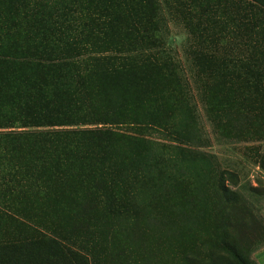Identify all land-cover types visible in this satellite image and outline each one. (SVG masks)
<instances>
[{
  "label": "rangeland",
  "instance_id": "obj_1",
  "mask_svg": "<svg viewBox=\"0 0 264 264\" xmlns=\"http://www.w3.org/2000/svg\"><path fill=\"white\" fill-rule=\"evenodd\" d=\"M144 1L154 13L156 36L170 64L147 88H110L107 95H92L88 106L107 123L125 114V105L137 118L149 110L148 116L158 119L182 99L189 109L184 157L171 158L169 143L160 135L80 127L95 131L83 136L87 157L49 186L58 195L64 192L70 210L59 204L26 205L13 211V219L0 204V242L16 244L13 258L34 257L39 264L43 253L59 264L65 261L34 230L79 239L81 264H111L102 256L105 246L115 248L109 251L115 264H264V8L248 0ZM121 3L0 0V120L10 116L14 103L23 104L13 91L18 80L13 64L18 62L7 57L14 45L29 48L28 40L41 38L47 47L61 31L79 35L93 25L106 33L101 22L119 15ZM191 3L197 12L190 15ZM110 4L120 8L102 13L98 24L88 22ZM246 80L256 89L251 108L243 100ZM61 105L67 110L69 102ZM226 111L234 115L233 122L217 118ZM22 130L34 129L1 132ZM11 147L0 144V150ZM62 170L55 165L47 174L39 168L36 191L46 189L47 176L57 177ZM135 172L145 175L139 204L127 195Z\"/></svg>",
  "mask_w": 264,
  "mask_h": 264
},
{
  "label": "trees",
  "instance_id": "obj_2",
  "mask_svg": "<svg viewBox=\"0 0 264 264\" xmlns=\"http://www.w3.org/2000/svg\"><path fill=\"white\" fill-rule=\"evenodd\" d=\"M248 1L264 8V0ZM121 6L119 15L101 22L109 30L106 33L98 30L97 25L90 30H79V35L61 31L47 47L44 46V39L32 38L28 40L29 48L21 43L16 44L7 56L18 62L13 64L18 75L13 91L18 93L16 97H23V104L14 103L8 114L10 116L0 120V144L12 145L10 149L0 150V175L6 173V176L0 177V204L10 210L5 214H10L11 218H17L13 211L22 210L26 205H67L64 192L58 191V195L50 191L49 186L73 172L74 165L87 157L83 149V136L95 131L79 130L80 127L104 125L160 135L169 143L171 158L179 160L184 157V124L188 121L189 109L182 99H177L174 107L158 119L150 118L149 110L137 118L125 105L121 108L125 114L114 116L116 120L107 123L88 106L92 95H104L111 91L110 88H147L155 83L156 74L170 64L164 44L156 36L154 13L145 1L122 0ZM187 6L190 15L197 12L194 3ZM113 8H120V5L110 4L107 9L98 10V15L89 17L88 22L98 24L99 19L103 18L102 13H112ZM80 58L82 60L78 61ZM24 66L29 69L25 71ZM242 87L245 106L251 108L255 86L246 80ZM173 92L178 95L180 90L175 86ZM64 100L69 102L67 110L61 105ZM217 118L233 122L234 115L226 111L219 113ZM6 129L34 130L1 132ZM55 165L63 168L61 174L57 177L47 176L46 189L36 191L38 169H45L49 174ZM144 178L142 172H135L129 181L127 195L134 204H139L142 199ZM71 207L69 205L65 209L70 210ZM44 229L49 231L50 228L46 226ZM50 231L55 233V230ZM33 235L48 241L65 264H81L84 259L81 252L84 246L79 239L73 240L68 234H56L54 237L45 231L43 235L36 230ZM16 248L14 243L1 241L0 264H39L34 257L28 261L23 257L13 258L10 253L13 254ZM114 249L105 246L102 254L111 264H115V261L109 251L114 253ZM42 255L45 257L43 264H59L50 253ZM235 264L249 263L238 260Z\"/></svg>",
  "mask_w": 264,
  "mask_h": 264
}]
</instances>
